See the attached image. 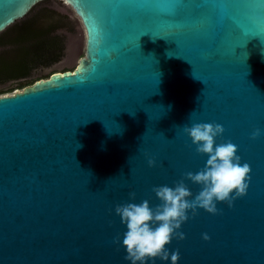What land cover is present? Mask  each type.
<instances>
[{
	"label": "water",
	"instance_id": "95a60500",
	"mask_svg": "<svg viewBox=\"0 0 264 264\" xmlns=\"http://www.w3.org/2000/svg\"><path fill=\"white\" fill-rule=\"evenodd\" d=\"M42 1L0 0V34ZM54 1L80 21L85 56L0 96V264H130L114 209L154 208V186L205 166L183 133L193 123L224 127L216 143L237 145L249 188L217 215L198 210L168 251L264 264V0ZM185 183L194 198L201 186Z\"/></svg>",
	"mask_w": 264,
	"mask_h": 264
},
{
	"label": "clouds",
	"instance_id": "9594fccd",
	"mask_svg": "<svg viewBox=\"0 0 264 264\" xmlns=\"http://www.w3.org/2000/svg\"><path fill=\"white\" fill-rule=\"evenodd\" d=\"M192 77L196 79L193 75ZM224 132L221 124L183 125V133L195 145L196 153L208 157L205 166L196 173L191 171L184 173L172 187L154 186L151 191L160 201L154 208L150 206L148 200L116 205L115 215L120 217L121 223L127 229L123 234L122 246L127 253L125 259L130 264H147L149 260L155 262L157 259L163 262L170 259L171 264H177L180 260L179 250L169 252L167 246L173 239L183 241L186 238L180 231L184 223L194 218L198 210L217 215L220 211L217 208L218 203H225L231 208L236 199L247 195L251 167L247 162H241V157L237 155L238 147L230 140L216 143L217 138L222 137ZM261 134L262 130L256 128L251 134V139L256 140ZM147 162L149 167L156 166L152 158ZM185 181L201 186V190L194 198ZM135 199L136 193L130 192L129 200ZM189 212L191 217L188 215ZM202 238L205 241L210 239L206 233ZM113 243H120L119 236Z\"/></svg>",
	"mask_w": 264,
	"mask_h": 264
},
{
	"label": "trees",
	"instance_id": "16d2710c",
	"mask_svg": "<svg viewBox=\"0 0 264 264\" xmlns=\"http://www.w3.org/2000/svg\"><path fill=\"white\" fill-rule=\"evenodd\" d=\"M53 1H42L24 19L0 34V96L49 79L51 75L41 79L33 76L64 57L66 44L61 32H74L76 21L53 8ZM9 83L16 84L17 89Z\"/></svg>",
	"mask_w": 264,
	"mask_h": 264
},
{
	"label": "rangeland",
	"instance_id": "374dc122",
	"mask_svg": "<svg viewBox=\"0 0 264 264\" xmlns=\"http://www.w3.org/2000/svg\"><path fill=\"white\" fill-rule=\"evenodd\" d=\"M52 7L58 11L70 15V17L76 21L75 31L69 33L67 31L61 32V35L65 37L66 49L62 60L51 67L41 68L35 72L33 79H41L49 77L56 72L73 71L77 68L79 61L85 56L86 35L80 21L73 15L70 9L65 8L57 1L52 2ZM42 80V79H41ZM46 80V79H43ZM13 85L14 89H17L16 84L9 83L8 86ZM23 90H15L13 93L5 94L13 95L16 92H22Z\"/></svg>",
	"mask_w": 264,
	"mask_h": 264
}]
</instances>
